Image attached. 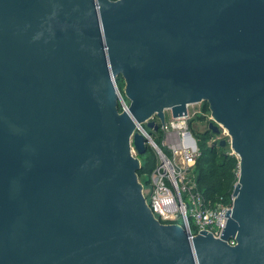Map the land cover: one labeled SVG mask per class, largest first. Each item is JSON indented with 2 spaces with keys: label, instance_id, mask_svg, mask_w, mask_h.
Here are the masks:
<instances>
[{
  "label": "water",
  "instance_id": "95a60500",
  "mask_svg": "<svg viewBox=\"0 0 264 264\" xmlns=\"http://www.w3.org/2000/svg\"><path fill=\"white\" fill-rule=\"evenodd\" d=\"M204 101L220 237L156 218L132 153ZM0 264H264V0H0Z\"/></svg>",
  "mask_w": 264,
  "mask_h": 264
},
{
  "label": "built area",
  "instance_id": "2783aa9c",
  "mask_svg": "<svg viewBox=\"0 0 264 264\" xmlns=\"http://www.w3.org/2000/svg\"><path fill=\"white\" fill-rule=\"evenodd\" d=\"M115 84L118 86L117 80ZM202 103L188 104L187 114L178 117L173 116L171 109H166L164 123L160 122L157 115L148 119L159 123L160 141H156L153 133L146 128V123L136 128L145 135L147 146L152 148L156 156V166L150 174V186L147 187L139 179L143 183V194L147 203L161 222L180 224L193 235L204 229L215 237H220L227 225L226 213L229 209L232 210L233 202H212L200 191L196 180L195 168L201 151L190 122L201 114L205 115L206 125L214 120L211 110L210 114L202 111ZM222 131L229 135L226 128L221 127ZM219 134L212 138L210 143L220 141ZM132 153L139 156L133 143ZM230 243L236 242L230 240Z\"/></svg>",
  "mask_w": 264,
  "mask_h": 264
},
{
  "label": "trees",
  "instance_id": "16d2710c",
  "mask_svg": "<svg viewBox=\"0 0 264 264\" xmlns=\"http://www.w3.org/2000/svg\"><path fill=\"white\" fill-rule=\"evenodd\" d=\"M117 81L120 90L123 92L125 86L123 78L120 80L118 78ZM201 108L204 113L210 114L208 102L204 101ZM119 109L121 111L123 109L121 104ZM204 120L205 115L201 114L190 122V127L198 139L201 151L195 168L196 180L200 191L207 199L214 203L224 202L232 204L233 192L239 179L240 159L236 153H233L232 148L228 144L222 146L221 140L210 143V140L216 137L217 133L209 128V124L206 125L204 130H196L194 128L195 122L204 123ZM140 158L142 165L138 175L141 181L147 185L146 183H150V174L156 166V156L152 148L148 147L146 154L140 156Z\"/></svg>",
  "mask_w": 264,
  "mask_h": 264
},
{
  "label": "rangeland",
  "instance_id": "374dc122",
  "mask_svg": "<svg viewBox=\"0 0 264 264\" xmlns=\"http://www.w3.org/2000/svg\"><path fill=\"white\" fill-rule=\"evenodd\" d=\"M122 77H119V80L121 79ZM127 101L130 102L129 98H127ZM169 116V112L167 111V117ZM146 128L149 130V132L153 133V135L155 136V139L156 141H160V136H161V131L160 130H154L150 127H148L146 124H145ZM194 128L196 130H204L206 128V124L202 123V122H195L194 124ZM219 137L220 139H225L227 141V144L231 147V138L230 136L227 134L224 133V131H222L220 134H219ZM226 144V145H227ZM146 154V153H145ZM144 154H140V156H142ZM143 181H144V178H143ZM147 184V187L150 186L149 183H146ZM189 211H190V207H189Z\"/></svg>",
  "mask_w": 264,
  "mask_h": 264
}]
</instances>
